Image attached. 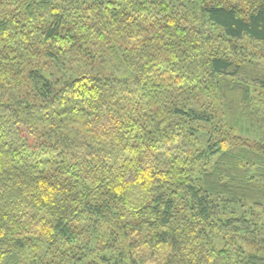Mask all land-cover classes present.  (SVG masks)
<instances>
[{
    "label": "trees",
    "instance_id": "trees-1",
    "mask_svg": "<svg viewBox=\"0 0 264 264\" xmlns=\"http://www.w3.org/2000/svg\"><path fill=\"white\" fill-rule=\"evenodd\" d=\"M0 264H264V0H0Z\"/></svg>",
    "mask_w": 264,
    "mask_h": 264
}]
</instances>
